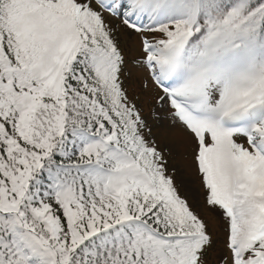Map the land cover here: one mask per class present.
I'll list each match as a JSON object with an SVG mask.
<instances>
[{"label": "trees", "instance_id": "trees-1", "mask_svg": "<svg viewBox=\"0 0 264 264\" xmlns=\"http://www.w3.org/2000/svg\"><path fill=\"white\" fill-rule=\"evenodd\" d=\"M103 1L112 10L122 8L125 20L142 23L139 31L144 39L148 29L158 34L151 49L162 56L170 55L172 45L186 36L176 71L181 79L189 77L183 96L207 106L237 102L234 116L245 117L257 129L249 153L239 158L231 147V159L241 170L234 211L236 216L241 210L246 213L251 222L247 230L258 232L242 256L247 257L249 250L260 256L264 250V112L259 111L264 108V0ZM47 6L37 0H0V109L7 110L0 123L13 137L7 140L0 133V187L11 188L12 204L4 210L0 202V260L4 264H196L204 246L195 243L206 240V233L193 231L188 208L171 181L155 170L160 161L152 145L137 135V113L133 107L127 110L120 98L123 79L117 45L109 39L111 29L99 20L73 21L78 27L63 40L68 52L59 72H36L31 57L38 56L40 48L23 45L27 26L20 38L11 20L20 14H38L40 7ZM215 44L244 53L223 58L206 72L201 65H206ZM143 64L153 77L158 75V64L146 59ZM33 72L46 79L35 90L37 102L32 96L28 99L24 90V83L34 84ZM23 73L27 74L19 78V90L12 81ZM49 83L59 84V90ZM24 116L26 122L21 120ZM75 136L68 152L75 153V163L70 165L59 149L67 151L68 146L60 147L61 141ZM15 140L20 149L13 146ZM11 154L21 159L10 160ZM10 167L15 174L7 171ZM34 189L50 202L49 216L61 228L57 237L45 231L32 209L36 204L29 197ZM26 197L29 210L21 204ZM256 200L263 202L258 214L251 212ZM223 206L228 213L227 203ZM241 223L244 229L249 226L243 219Z\"/></svg>", "mask_w": 264, "mask_h": 264}, {"label": "rangeland", "instance_id": "rangeland-1", "mask_svg": "<svg viewBox=\"0 0 264 264\" xmlns=\"http://www.w3.org/2000/svg\"><path fill=\"white\" fill-rule=\"evenodd\" d=\"M37 1L38 4L39 2H46L48 6L45 8L40 7L41 11L38 14H20L14 16L11 20L15 32L19 34L20 38L21 32L27 26V32L22 34L23 45L30 44L40 48L39 56L31 57V62L36 72H40L42 69L59 72L68 52V48L63 44V40L77 26L73 21H76L78 24H87L92 20H99L100 23L109 26L111 29L112 35H109V39H111L114 45H117L119 53L117 64L123 79V90L120 98L127 110L129 107H133L137 113L135 121L137 135L152 145L153 154L160 161L159 168L155 170L157 173H161L164 178L171 181L181 204L188 208L190 212V214L188 213V220L193 221V231L200 229L206 233V240H208L206 243H204L206 240L200 239L195 243V246H204L202 248L204 250L203 257H200V261H196L195 263L234 264L231 259L234 257L238 258L235 264H250L259 259L261 260L262 253L260 256H257V254H252L249 250L247 257L242 256L240 258V252L238 255L234 252V242L236 239H239L242 235L241 239L250 242L247 243V246H252V238L257 235V232L255 230H247L251 222L242 210L237 216L231 215L229 217V213H227L223 206V204L227 203V198L224 196L223 199V191L217 186L219 184V187L224 189V185L230 177L231 180H237L238 178L237 169L233 171L230 168L234 172L232 176H229L227 170L228 161H226V154L229 141L234 139L232 144L233 153L241 158L249 153L251 143L248 142V138L254 140L257 129L255 128V130L250 132L251 130L247 124L242 122L246 127L241 129L237 134L231 135V138L228 139L229 135L213 134L212 136L209 129L200 128L201 126H198L197 123L192 124L189 122L182 112L172 104V101L175 103V99L182 97L181 93L186 86L185 81L178 79L182 85H174L169 90L161 82L163 85L162 89L153 79L152 73L143 64L144 59H149L148 55L150 53L148 52L153 51L150 49L151 42L155 41V37L158 34L148 29L149 32H147L144 39L143 31H139L141 30L139 25H142V23L138 24L134 22L130 24L129 19L125 20V18H122V8L111 11V8H108V3L102 0ZM14 5H12L13 13L17 11V6ZM87 10H90L93 14ZM233 57H238V54H234ZM25 74L27 73L16 75L13 78L12 82H14L19 90L21 89L19 82L22 80L19 78ZM30 76H34L35 82L34 84L30 82L28 85L24 83L25 96L28 99L32 96L33 101L37 102L34 95L35 90L39 91L42 85L46 84V79L34 72L30 73ZM49 85L56 91L59 90V84L49 83ZM5 88L8 89L7 87ZM209 88V92H211L213 86L210 85ZM230 103L232 109L228 106L223 107L218 113L219 116L231 117L232 111L237 107V102ZM28 104L30 107L33 106V103L30 101ZM203 107L204 111L200 107L196 110L203 112L207 116L216 115L214 112H218L214 111L217 109L216 105L213 108L206 107V105H203ZM6 113L7 110L4 109L3 111L0 109L1 117L6 118ZM27 119L26 116L21 118L23 122H26ZM9 123L13 124V122ZM3 132L6 133V136ZM248 132H254V134L248 136L247 134H250ZM0 133L7 140L13 139L2 123H0ZM262 138L264 140V136ZM12 144L19 149L21 148L17 140L12 142ZM200 153H203L205 157H199ZM209 158L215 160L213 167L208 164V162H212L210 160L207 161ZM9 159L18 161L21 158L16 159L11 154ZM7 171L15 174V171H11V167ZM68 185L71 186V183L69 182ZM249 185L250 181L247 180L246 186ZM241 189L247 194L246 187H241ZM219 191L222 195L219 194ZM237 191L238 189L236 188L234 195L240 192ZM42 192L43 194H47L46 190ZM10 195L11 188L0 187V202L4 204V210H6L8 205H12L10 199H8ZM29 201L32 204H36L32 209L42 221L45 231L52 238L57 237L61 232V228L49 216V200L47 198L42 199L39 189H34L29 197ZM136 202V200H133L134 204ZM21 204L25 209L29 210L31 208L27 197ZM102 206L115 212L117 210L108 207L107 203H103ZM96 209H99L102 214L105 213L101 207H97ZM242 219L249 224L245 229L242 227ZM0 263L4 264L3 260H0Z\"/></svg>", "mask_w": 264, "mask_h": 264}]
</instances>
